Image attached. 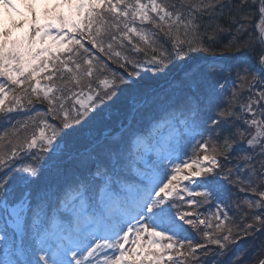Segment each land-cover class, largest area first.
I'll return each mask as SVG.
<instances>
[{
	"label": "snow or ice",
	"instance_id": "obj_1",
	"mask_svg": "<svg viewBox=\"0 0 264 264\" xmlns=\"http://www.w3.org/2000/svg\"><path fill=\"white\" fill-rule=\"evenodd\" d=\"M217 51L234 63L194 55ZM34 100L21 139L10 114ZM0 120V264H264V0H0ZM223 181L258 197L235 232L219 205L215 225L195 210ZM178 188L203 199L181 211Z\"/></svg>",
	"mask_w": 264,
	"mask_h": 264
},
{
	"label": "trees",
	"instance_id": "obj_2",
	"mask_svg": "<svg viewBox=\"0 0 264 264\" xmlns=\"http://www.w3.org/2000/svg\"><path fill=\"white\" fill-rule=\"evenodd\" d=\"M257 23H258V17H257V18H254V19L251 21V24H252V25H256ZM148 27H150V26H148ZM153 31H155V30L153 29ZM256 31H258V29H256ZM117 50H120V49L117 48ZM121 51H122V54H123V55H128L130 59H132V58H137V59H141V60H142V59L144 58V55H145L144 52L135 53V52L130 51V50H128V49L121 50ZM217 52H218V51H217ZM209 54H210V53L199 52V53H195L194 55H196V56H198V57H200V58H203V57H205V56H207V55L209 56ZM148 55H151V52H150V51L148 52ZM237 55H238V54H237ZM230 57H232V55H229V56L226 58V61H228V62L231 61L232 63H234V61H233L232 59H230ZM107 65H108V69H110V70H114V71L117 72V73H123L124 75H127V73L125 72V70H124L123 68H120L119 65H118L117 63H116L115 66H113V65H111V61L108 60ZM221 66H223V67L226 68L225 64H223V65H221ZM141 71L143 72L144 70L141 69ZM105 73H108V77L111 78V72H110V71L106 70ZM102 75H103V74L101 73V76H102ZM224 75H225V76L228 75L227 71L224 72ZM147 76H149V77H151V76H161V77H162V79H161V81H160L161 84L165 83V81H166V80H169L170 77H171V75L165 77L164 74H163V72H160V73H154V72H152V71H148V72H147ZM227 85L230 86V93H229V94L231 95V90H232V88H233V85H232L231 80L227 81ZM226 98H227V96H226L225 98L223 97L222 99L224 100V99H226ZM226 100H228V98H227ZM34 101H35V100H34ZM36 111H37V109H35V107H33V106L30 105V106H27V107H26V110H24V111H21V112H19V113H11V114H10V115H11L12 117H14V118L23 117L25 120L28 121V125H29V127H28V129H27L26 132H22L21 139L25 138L26 136H30V135L32 134V132L34 131V126H33L32 122H31L30 120H28V116H29V114H32V112H36ZM32 115H35V113L32 114ZM39 118H40V117H37V120H38ZM48 119L51 120L50 117H48ZM22 122H23V121H22ZM30 122H31V123H30ZM57 122H58V121H55V122H53V123H57ZM11 123L15 124L16 121H13V120H12ZM3 127H4V125H3V121L0 120V130H2ZM230 155H231V158H232V157H235V156L238 158V156H237L236 154H233V155H232V153H231ZM178 197H179V193L177 194V197H176L174 200H170L169 202H170V203H172V202L176 203V204L178 205L179 210H181V211L187 209L188 205H187L186 201H188V199L185 198V199L182 201V200H180ZM221 197H222L223 199H226L225 202H227V204H232L231 195L226 194V193H222V196H221ZM194 199H196L198 202H200V201H202L203 198H202V197H195ZM203 207H205L204 203H198V206H197V208H196L195 210H196L197 213H198V212L201 211V209H202ZM230 209H231V208H230ZM174 211H175V209H174ZM232 215H233V213H232ZM242 223H243L242 212H238V215H233V216H231V217L229 218V224L233 227V230H235V231L237 230V226H239V225L242 224ZM186 229H187V233H186V235H188V237H189L190 239H192V240H194V241H201V242H203V237H202V235H201V232L203 231V229H199V228H197V229H193V228H189V227H186ZM251 239H252V238L249 237V238H247L246 240H245V239H242V240L239 241V247H245L246 245L248 246V249H249V253H248V254H252V253H253V245L251 244ZM257 243H258V242H257ZM237 246H238L237 244L229 245V247L232 248V249H236ZM209 247H210V248H215V246H213V245H210ZM201 251H202V250H201ZM190 264H191V262H190Z\"/></svg>",
	"mask_w": 264,
	"mask_h": 264
},
{
	"label": "rangeland",
	"instance_id": "obj_3",
	"mask_svg": "<svg viewBox=\"0 0 264 264\" xmlns=\"http://www.w3.org/2000/svg\"><path fill=\"white\" fill-rule=\"evenodd\" d=\"M173 75H175V73H173ZM47 82H45V81H42V84H46ZM227 95H225L224 96V98L226 97ZM222 102L223 103H226L225 102V99L223 100L222 99ZM69 104L71 103V101H69L68 102ZM31 106H33V107H35V109H37V110H39V111H45L47 108H48V105H47V103H41V102H39V101H34V103H33V105H31ZM101 107H103L102 105H101ZM17 119H19V120H21V121H25V119L23 118V117H19V118H15V119H13V121H16ZM114 122H115V124L113 125L112 124V128H116V121L114 120ZM31 123V122H30ZM108 127V126H107ZM112 128H109L108 127V129H106V125L104 124V123H100V122H97L95 125H94V127H93V134L94 135H98V136H103L104 135V132L103 131H105V130H107L106 131V133H108V132H111L112 131ZM178 155V154H177ZM237 163H242V159H240V158H237L236 156L235 157H232L231 159H230V166H234V165H236ZM175 183V182H174ZM184 185H186L187 186V188H191L194 184H192V183H189V182H187V181H185V182H183V184L182 185H180V188H182ZM227 185H230L228 182H227ZM231 187H238L239 188V185H233V184H231L230 186H229V190H230V188ZM180 188H178V189H180ZM187 192H184L183 194H186ZM239 194H240V191L238 190V191H236V193L235 194H231V192H230V195H231V199H233L232 200V204H229L230 205V208H231V206L236 202V203H238L240 200H241V197H239ZM252 194V193H251ZM244 200H242V202H241V205L239 206V208H246L247 206L244 204V202H243ZM228 204H227V202H224L223 203V206L221 207V210H223L224 212H227L228 213V216H229V211H228V206H229ZM250 211V210H249ZM213 213V211H210V213L209 214H212ZM217 213V211L214 213V214H216ZM215 215H208V219H210L211 221H212V223L215 221V223H216V220L213 218ZM214 225V224H213ZM204 230H207V231H213V229H203V231Z\"/></svg>",
	"mask_w": 264,
	"mask_h": 264
}]
</instances>
